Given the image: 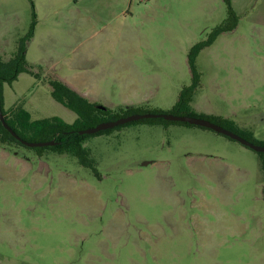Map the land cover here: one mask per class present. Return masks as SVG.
Masks as SVG:
<instances>
[{
  "label": "rangeland",
  "instance_id": "374dc122",
  "mask_svg": "<svg viewBox=\"0 0 264 264\" xmlns=\"http://www.w3.org/2000/svg\"><path fill=\"white\" fill-rule=\"evenodd\" d=\"M231 5L237 28L197 58L195 113L264 143V0ZM228 10L225 0H0V56L25 43L39 75L4 83L5 108L73 123L52 96L56 78L113 111L169 112L193 83L191 48ZM85 147L91 167L0 144V264H264L261 153L179 123L127 125Z\"/></svg>",
  "mask_w": 264,
  "mask_h": 264
},
{
  "label": "trees",
  "instance_id": "16d2710c",
  "mask_svg": "<svg viewBox=\"0 0 264 264\" xmlns=\"http://www.w3.org/2000/svg\"><path fill=\"white\" fill-rule=\"evenodd\" d=\"M228 4V18L218 27H216L208 39L195 44L188 56V62L191 69L193 83L189 87H185L180 94L179 100L173 109L169 112L161 110L151 111L146 110L144 105L119 107L118 110L113 111L108 109L107 111L101 110L97 107V104L92 103L89 99L82 96L66 83L60 79L51 78L48 82L52 89L53 98L73 111L77 118L73 123H68L64 119L54 116L50 118H44L40 120H33L32 114L22 106H15L10 109L5 108L2 87L4 83L12 84L15 82L22 73H28L38 77L39 75L34 72L33 68L27 62L26 59V47L25 43L20 46V49L14 57L9 60H5L0 56V109L5 118L7 124L17 133L21 139L29 142H49L55 141L58 144L54 146L35 148L39 153L43 154L44 151L50 150L59 154H70L79 159V161L86 166H93L90 161L91 152L85 147L87 140L92 136H99L105 134H111L115 130H118L124 126L137 124V123H150V124H164L170 125L173 123H179L186 126H193L187 123L171 122L164 119H144L137 122H132L126 125L118 126L114 129L102 131L93 135H81L80 132L89 128L96 127L100 123L110 120H117L122 117H126L132 114H163L170 113L179 116H192L208 119L214 123L223 126L224 128L233 131L234 133L244 137L252 143L263 145L264 143H258L252 139V133L247 130L239 129L235 122L221 116L208 118L206 115H198L195 113L192 103L193 98L200 87L201 75L197 69V58L200 53L212 46L217 38L224 34L235 30L239 23V18L234 12L231 0H225ZM35 30V22L32 25V29L28 38H32ZM229 138V137H228ZM231 139V138H230ZM0 144L5 147H11L14 144L23 145L17 140L10 132L5 128L0 120ZM263 157L264 168V153H261Z\"/></svg>",
  "mask_w": 264,
  "mask_h": 264
},
{
  "label": "water",
  "instance_id": "95a60500",
  "mask_svg": "<svg viewBox=\"0 0 264 264\" xmlns=\"http://www.w3.org/2000/svg\"><path fill=\"white\" fill-rule=\"evenodd\" d=\"M97 107L101 110H104V111H107L109 109V108L102 106V105H97ZM144 119H164L166 121L187 123V124H190L193 126L203 127L206 129L213 130V131H215L219 134H222L224 136H227V137L231 138L232 140H235V141L241 143L242 145H244L248 148H251L252 150H254L258 153H264V146L263 145L252 143L249 140L245 139L244 137H242V136L234 133L233 131H230V130L224 128L223 126H220V125H218V124H216L210 120H207V119L201 118V117L179 116V115L170 114V113H163V114H154V113L140 114V113H138V114H132V115H129L126 117L119 118L117 120H112V121L100 123L96 127L81 131L80 134L81 135H85V134L93 135V134H97V133L102 132V131L111 130V129H114L118 126L126 125V124H129L132 122L141 121ZM0 120L2 121L5 128L7 130H9V132L17 140H19L23 145H26V146L32 147V148H40V147L54 146V145L58 144L55 141L29 142V141H25V140L21 139V137H19L17 135V133L7 124L3 114L1 112V109H0ZM149 164H152V163L151 162H145L144 166L149 165Z\"/></svg>",
  "mask_w": 264,
  "mask_h": 264
},
{
  "label": "crops",
  "instance_id": "0c3cea01",
  "mask_svg": "<svg viewBox=\"0 0 264 264\" xmlns=\"http://www.w3.org/2000/svg\"><path fill=\"white\" fill-rule=\"evenodd\" d=\"M209 48V47H208ZM61 80V79H60ZM61 81H63V80H61ZM64 82V81H63ZM65 83V82H64ZM67 84V83H66ZM68 85V84H67ZM69 86V85H68ZM73 89V88H72ZM76 92H78L77 90H75ZM79 93V92H78ZM79 94H81V93H79ZM82 95V94H81ZM82 96H84V95H82ZM85 97V96H84ZM192 106H193V109H194V111L196 112V113H198L197 111H196V108L194 107V103H192ZM199 114V113H198ZM202 114V113H201ZM207 115V114H206ZM76 120V119H75Z\"/></svg>",
  "mask_w": 264,
  "mask_h": 264
}]
</instances>
